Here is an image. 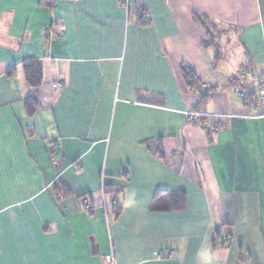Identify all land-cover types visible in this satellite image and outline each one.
Here are the masks:
<instances>
[{
    "label": "crops",
    "instance_id": "obj_1",
    "mask_svg": "<svg viewBox=\"0 0 264 264\" xmlns=\"http://www.w3.org/2000/svg\"><path fill=\"white\" fill-rule=\"evenodd\" d=\"M263 75L264 0H0V264H264Z\"/></svg>",
    "mask_w": 264,
    "mask_h": 264
},
{
    "label": "trees",
    "instance_id": "obj_2",
    "mask_svg": "<svg viewBox=\"0 0 264 264\" xmlns=\"http://www.w3.org/2000/svg\"><path fill=\"white\" fill-rule=\"evenodd\" d=\"M23 67L26 73V78L27 81L29 82V84L34 87V88H38L42 82V65L41 63L34 59V58H29L26 59L23 62ZM183 73L186 77H188L189 79H192L194 76V73L192 72V70L188 69V68H183ZM208 99V95L205 94L202 97V103L205 104L206 101ZM25 104H26V109H27V113L29 115H33L37 109H38V103L36 102V99L34 97H27L25 100ZM109 188H107V190H105V193L107 195H110V197H112L109 192ZM116 194V193H115ZM92 206H90L91 209ZM108 210H112L114 213L118 212L120 210L119 206L114 205V203L112 204V207H108Z\"/></svg>",
    "mask_w": 264,
    "mask_h": 264
},
{
    "label": "built area",
    "instance_id": "obj_3",
    "mask_svg": "<svg viewBox=\"0 0 264 264\" xmlns=\"http://www.w3.org/2000/svg\"><path fill=\"white\" fill-rule=\"evenodd\" d=\"M124 3H125V6L128 8L129 0H124ZM248 75L251 76L252 73H248ZM243 76H244V74H243ZM237 90H238L239 94L242 97L247 98V95L245 93L240 92V89H237ZM205 91H206V89H205ZM258 94H259V97L261 98V100L264 101V75L260 79L259 84H258ZM187 116H188V120L190 122H192L193 124H196V125L200 124L201 116H202L201 113H199V112H190V113L187 114ZM217 125H219V123ZM116 204H118V203L116 202ZM81 205H82L83 208H89V206L87 204H85V203H81ZM105 208H106L105 210H107V207H105ZM109 260L111 262L114 261L113 258H110Z\"/></svg>",
    "mask_w": 264,
    "mask_h": 264
},
{
    "label": "clouds",
    "instance_id": "obj_4",
    "mask_svg": "<svg viewBox=\"0 0 264 264\" xmlns=\"http://www.w3.org/2000/svg\"><path fill=\"white\" fill-rule=\"evenodd\" d=\"M204 259H205V264H209V262H210L211 259H212L211 254H205Z\"/></svg>",
    "mask_w": 264,
    "mask_h": 264
}]
</instances>
